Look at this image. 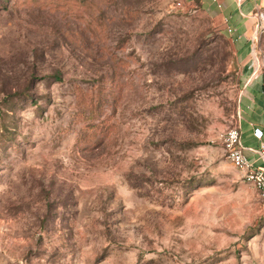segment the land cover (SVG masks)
<instances>
[{
  "label": "rangeland",
  "instance_id": "374dc122",
  "mask_svg": "<svg viewBox=\"0 0 264 264\" xmlns=\"http://www.w3.org/2000/svg\"><path fill=\"white\" fill-rule=\"evenodd\" d=\"M178 2L0 0V264H264L224 149L264 30L242 60L219 9Z\"/></svg>",
  "mask_w": 264,
  "mask_h": 264
},
{
  "label": "crops",
  "instance_id": "0c3cea01",
  "mask_svg": "<svg viewBox=\"0 0 264 264\" xmlns=\"http://www.w3.org/2000/svg\"><path fill=\"white\" fill-rule=\"evenodd\" d=\"M210 2V0H207ZM224 5L222 13H232L238 24L233 36L236 39L240 49V58H250L252 36L256 19L253 15L254 3L246 2L243 10L240 12L237 8V0H221ZM264 2V1H263ZM246 93L249 95L244 100V105L240 109L238 125L242 133V143L247 154L259 165H264V159L259 157L258 148L260 140L254 135V128L260 127L264 130V90L259 83L255 81L246 87Z\"/></svg>",
  "mask_w": 264,
  "mask_h": 264
},
{
  "label": "built area",
  "instance_id": "2783aa9c",
  "mask_svg": "<svg viewBox=\"0 0 264 264\" xmlns=\"http://www.w3.org/2000/svg\"><path fill=\"white\" fill-rule=\"evenodd\" d=\"M264 0H237V8L240 12L243 10V5L246 2L254 3L253 15L256 23L254 34L252 36V44L257 38L260 31L264 30ZM184 0H179L178 4H182ZM213 8L223 11L224 5L221 0H210ZM224 28L230 34H234L237 30L238 24L232 13H223ZM254 48V46H253ZM251 51V48H250ZM253 52V50H252ZM254 135L260 140L258 148L259 157L264 159V130L260 127L254 128ZM224 149L228 159L237 167L243 174V177L253 183L258 189L264 201V165L257 164L245 151L242 143V133L238 124L231 126L225 133Z\"/></svg>",
  "mask_w": 264,
  "mask_h": 264
}]
</instances>
